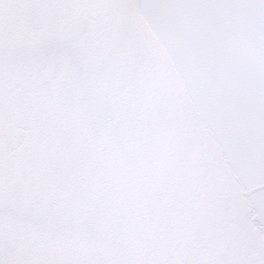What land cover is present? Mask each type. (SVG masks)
I'll return each instance as SVG.
<instances>
[{
	"label": "snow or ice",
	"instance_id": "snow-or-ice-1",
	"mask_svg": "<svg viewBox=\"0 0 264 264\" xmlns=\"http://www.w3.org/2000/svg\"><path fill=\"white\" fill-rule=\"evenodd\" d=\"M0 264H264V0H0Z\"/></svg>",
	"mask_w": 264,
	"mask_h": 264
}]
</instances>
